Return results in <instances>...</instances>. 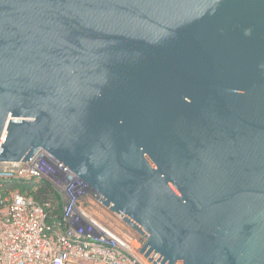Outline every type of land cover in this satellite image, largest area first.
Here are the masks:
<instances>
[{
  "label": "water",
  "instance_id": "95a60500",
  "mask_svg": "<svg viewBox=\"0 0 264 264\" xmlns=\"http://www.w3.org/2000/svg\"><path fill=\"white\" fill-rule=\"evenodd\" d=\"M39 149L153 264H264V0H0V163Z\"/></svg>",
  "mask_w": 264,
  "mask_h": 264
},
{
  "label": "built area",
  "instance_id": "2783aa9c",
  "mask_svg": "<svg viewBox=\"0 0 264 264\" xmlns=\"http://www.w3.org/2000/svg\"><path fill=\"white\" fill-rule=\"evenodd\" d=\"M42 180L60 198L59 218H51L49 202L31 195ZM84 196L99 202L95 191L43 149L25 163H0V264H153L139 252L144 242L133 248L87 214Z\"/></svg>",
  "mask_w": 264,
  "mask_h": 264
},
{
  "label": "rangeland",
  "instance_id": "374dc122",
  "mask_svg": "<svg viewBox=\"0 0 264 264\" xmlns=\"http://www.w3.org/2000/svg\"><path fill=\"white\" fill-rule=\"evenodd\" d=\"M80 203L83 210L92 216L103 228L118 234L123 240H129L133 248L139 247L145 241L140 234L125 224L119 216L102 206L92 196H84L80 199Z\"/></svg>",
  "mask_w": 264,
  "mask_h": 264
},
{
  "label": "trees",
  "instance_id": "16d2710c",
  "mask_svg": "<svg viewBox=\"0 0 264 264\" xmlns=\"http://www.w3.org/2000/svg\"><path fill=\"white\" fill-rule=\"evenodd\" d=\"M31 195L34 199L39 201L40 203L49 202L51 208L49 209V214L52 217L59 218L61 216V201L57 193L53 190V188L46 182L40 181L38 183L37 190L31 192ZM51 218L48 219V222H51Z\"/></svg>",
  "mask_w": 264,
  "mask_h": 264
}]
</instances>
